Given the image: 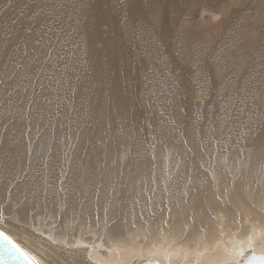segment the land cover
<instances>
[{
    "label": "bare ground",
    "instance_id": "bare-ground-1",
    "mask_svg": "<svg viewBox=\"0 0 264 264\" xmlns=\"http://www.w3.org/2000/svg\"><path fill=\"white\" fill-rule=\"evenodd\" d=\"M0 232L36 264L264 255V0H0Z\"/></svg>",
    "mask_w": 264,
    "mask_h": 264
},
{
    "label": "rangeland",
    "instance_id": "rangeland-1",
    "mask_svg": "<svg viewBox=\"0 0 264 264\" xmlns=\"http://www.w3.org/2000/svg\"><path fill=\"white\" fill-rule=\"evenodd\" d=\"M242 9V8H241ZM70 137V142H69V145H71V147L72 148H70V147H68V151L70 152V154L72 153L71 152V150L73 149L74 150V146H75V144L77 143V142H75L72 138H73V136L72 135H70L69 136ZM146 142H147V144H151L152 142H153V137H152V135L151 136H148L147 138H146ZM63 144H65V142L63 143ZM58 145V144H57ZM95 145L97 146V145H100L101 146V144L98 142V141H96V143H95ZM68 155H69V153H66V155H65V157L66 158H68ZM172 155V153L171 152H166L165 154H164V157H163V160H168L169 158H170V156ZM161 156H162V152H161ZM70 159V158H69ZM68 159V162H67V164L70 162V160ZM63 161V160H62ZM160 162L163 164V161H161L160 160ZM64 162H62V164H63ZM64 165V164H63ZM260 174V173H259ZM261 175V174H260ZM156 175L155 174H153V177L151 178L152 180L148 183V185L146 184V188H147V190L145 191V192H149L147 195H144V197H143V201H142V204H143V206L144 207H146L147 209L148 208H150L152 205H155V204H157V202L160 200V195H158V193H157V190L158 189H160V188H162L163 189V184H164V182H165V180H163L161 183H159L158 182V180L156 179V177H155ZM262 176V175H261ZM172 192H173V189H172ZM163 193H164V191H163ZM139 209H140V206H135V207H133V208H131V209H129V211H130V213H131V215H133V216H137L138 214H139ZM150 214L149 215H151L152 214V212L150 211L149 212ZM148 215V216H149ZM161 215L160 214H158V215H151V224L153 225V224H158V222H157V218L158 217H160ZM87 218H88V220H89V216H87ZM201 223H203V222H201ZM190 227H192V223L190 224ZM248 235H249V233H247Z\"/></svg>",
    "mask_w": 264,
    "mask_h": 264
},
{
    "label": "snow or ice",
    "instance_id": "snow-or-ice-1",
    "mask_svg": "<svg viewBox=\"0 0 264 264\" xmlns=\"http://www.w3.org/2000/svg\"><path fill=\"white\" fill-rule=\"evenodd\" d=\"M0 246L7 247L10 254H19L20 257H23L24 264H36L32 258H30L27 253L21 251L19 248H17L10 238L5 235L3 232H0ZM262 261H264V257L260 258Z\"/></svg>",
    "mask_w": 264,
    "mask_h": 264
},
{
    "label": "water",
    "instance_id": "water-1",
    "mask_svg": "<svg viewBox=\"0 0 264 264\" xmlns=\"http://www.w3.org/2000/svg\"><path fill=\"white\" fill-rule=\"evenodd\" d=\"M264 257V255L254 254V253H247L246 256L241 258L239 264H250L253 262L254 264H264V261H262L260 258ZM147 264V263H142ZM150 264H156V263H150ZM237 264V263H236Z\"/></svg>",
    "mask_w": 264,
    "mask_h": 264
}]
</instances>
